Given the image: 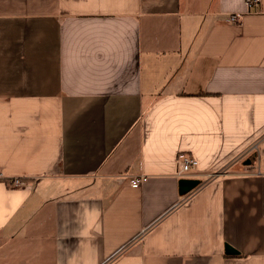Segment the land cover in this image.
Instances as JSON below:
<instances>
[{
	"label": "crops",
	"instance_id": "crops-1",
	"mask_svg": "<svg viewBox=\"0 0 264 264\" xmlns=\"http://www.w3.org/2000/svg\"><path fill=\"white\" fill-rule=\"evenodd\" d=\"M0 264H264V0H0Z\"/></svg>",
	"mask_w": 264,
	"mask_h": 264
},
{
	"label": "built area",
	"instance_id": "built-area-1",
	"mask_svg": "<svg viewBox=\"0 0 264 264\" xmlns=\"http://www.w3.org/2000/svg\"><path fill=\"white\" fill-rule=\"evenodd\" d=\"M260 0H244L245 7L247 11H251L252 9L255 8L257 4H259ZM241 15L238 13H231L227 16L226 21L228 22H238L240 19ZM177 160L180 165V175H190V178H193L196 175L195 169L197 168L198 162L197 160L192 157L189 154L186 153H179L177 155ZM217 173V172H215ZM147 177L145 175H137L135 177H132L130 179V184L132 187H139L141 183L146 181ZM10 185H18L20 184V180L17 178H14L10 180L9 182ZM194 189V188H193ZM192 189V190H193ZM191 191V190H190ZM188 191V192H190ZM185 194H189V193ZM183 194V195H185Z\"/></svg>",
	"mask_w": 264,
	"mask_h": 264
},
{
	"label": "water",
	"instance_id": "water-1",
	"mask_svg": "<svg viewBox=\"0 0 264 264\" xmlns=\"http://www.w3.org/2000/svg\"><path fill=\"white\" fill-rule=\"evenodd\" d=\"M246 163H249V160L246 161ZM199 184V179L197 178H188V177H182L178 180V187H179V193L185 194L188 191L192 190ZM225 253L227 254H235L237 251L229 244H225Z\"/></svg>",
	"mask_w": 264,
	"mask_h": 264
},
{
	"label": "bare ground",
	"instance_id": "bare-ground-1",
	"mask_svg": "<svg viewBox=\"0 0 264 264\" xmlns=\"http://www.w3.org/2000/svg\"><path fill=\"white\" fill-rule=\"evenodd\" d=\"M233 23V22H232ZM134 176V175H133ZM185 177V176H184ZM196 178V177H195ZM141 186V185H140ZM199 186V185H198ZM194 190V189H193ZM196 190V189H195ZM183 195V194H182ZM190 196V195H189ZM184 197V196H183ZM184 201V200H183ZM181 202V201H180Z\"/></svg>",
	"mask_w": 264,
	"mask_h": 264
}]
</instances>
